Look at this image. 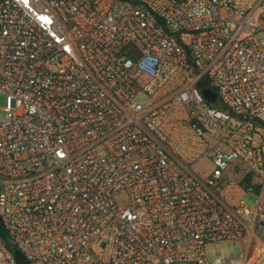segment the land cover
Here are the masks:
<instances>
[{
	"label": "built area",
	"instance_id": "built-area-1",
	"mask_svg": "<svg viewBox=\"0 0 264 264\" xmlns=\"http://www.w3.org/2000/svg\"><path fill=\"white\" fill-rule=\"evenodd\" d=\"M2 94L0 264H264V0H0Z\"/></svg>",
	"mask_w": 264,
	"mask_h": 264
},
{
	"label": "rangeland",
	"instance_id": "rangeland-1",
	"mask_svg": "<svg viewBox=\"0 0 264 264\" xmlns=\"http://www.w3.org/2000/svg\"><path fill=\"white\" fill-rule=\"evenodd\" d=\"M0 117H6L5 111V95H0ZM249 204L253 202L252 198L247 200ZM239 245L241 250L244 251V244L241 240L233 241V240H224L222 242H216L212 244H208L205 247V256L209 262H212L222 256L230 255L235 251V246Z\"/></svg>",
	"mask_w": 264,
	"mask_h": 264
},
{
	"label": "trees",
	"instance_id": "trees-1",
	"mask_svg": "<svg viewBox=\"0 0 264 264\" xmlns=\"http://www.w3.org/2000/svg\"><path fill=\"white\" fill-rule=\"evenodd\" d=\"M0 226H2L1 221H0ZM0 234H1L2 238L6 242H8L6 234H5L2 227L0 228ZM7 247H8V250L13 254L14 258L17 260L18 264H26L24 256L18 250H16L15 248H10L9 245H7Z\"/></svg>",
	"mask_w": 264,
	"mask_h": 264
},
{
	"label": "water",
	"instance_id": "water-1",
	"mask_svg": "<svg viewBox=\"0 0 264 264\" xmlns=\"http://www.w3.org/2000/svg\"><path fill=\"white\" fill-rule=\"evenodd\" d=\"M203 95L208 101H213L215 98V96L208 90L203 91Z\"/></svg>",
	"mask_w": 264,
	"mask_h": 264
}]
</instances>
